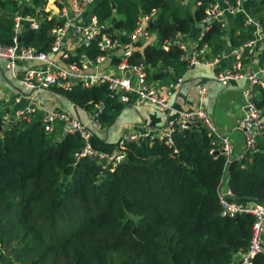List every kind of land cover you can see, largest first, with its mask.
<instances>
[{"label": "trees", "instance_id": "obj_1", "mask_svg": "<svg viewBox=\"0 0 264 264\" xmlns=\"http://www.w3.org/2000/svg\"><path fill=\"white\" fill-rule=\"evenodd\" d=\"M45 2L24 0L20 6L17 0H0V42L13 45L14 15L35 17L41 8L39 29L24 24L20 45L48 50L52 30L63 21L48 18ZM141 8L161 11L156 23L160 42L195 22L190 11L183 17L173 0H101L89 11L101 24L117 14L116 28L129 34ZM252 11L264 24V0H257ZM203 17L204 7L196 12L198 21ZM231 27L233 47L252 39L243 14L235 16ZM219 34L214 25L206 36L207 42L214 40L216 51L224 49ZM130 61L170 65L176 76L186 72L177 49L165 52L160 46L139 44ZM258 64L264 67V49ZM164 77L163 70L153 76ZM49 91L85 111L104 102L100 119L107 129L126 108L104 86ZM255 103L264 109V89L257 91ZM3 116L0 113V248L12 249L0 251V264H238L237 256L248 250L255 218L223 217L218 191L229 178L236 202L264 204V133L255 151L227 164L223 156L211 154L215 138L199 124L177 131L173 147L158 140L130 143L126 161L102 169L89 158L76 163L75 153L82 147L78 136L61 137L58 129L47 135L41 123L27 119L4 126ZM92 143L102 152L116 148L99 134ZM254 262L264 264V254Z\"/></svg>", "mask_w": 264, "mask_h": 264}, {"label": "built area", "instance_id": "obj_2", "mask_svg": "<svg viewBox=\"0 0 264 264\" xmlns=\"http://www.w3.org/2000/svg\"><path fill=\"white\" fill-rule=\"evenodd\" d=\"M17 1L20 6L24 3V0ZM98 1L101 0H46L45 10L50 14L51 10H58L57 14L63 20L62 26L52 30L54 40L46 51L20 45L18 35L21 34L24 22L29 24L31 29L38 30L40 20L31 16L16 15L14 43L8 46L0 42V59L7 62L8 70H15L20 62L37 63L36 67L29 68L22 74L23 85L29 91L52 88L70 91L76 87L91 90L104 86L108 89L110 97L125 107L149 103L168 111L169 118L159 132L150 127H146L142 132L127 130L122 133L116 148L110 153L97 150L92 143L93 136L101 135L105 128L100 119L104 102H100L92 111H86V122L67 112H51L48 119L41 123L45 134H52L58 129L61 137L78 136L82 140V147L75 153L76 163L89 158L101 165L102 169L116 167L126 161V147L130 143L158 140L173 147L174 134L177 131L195 129L199 124L204 125L209 135L215 138L216 146L211 150V154L223 156L227 164L235 159L242 161L245 153L256 150L264 133V109H260L255 103L257 91L264 89V67L255 63L259 60V45L264 43V24L260 16L249 8H252L257 0H178L191 12L195 22L191 21V27L187 31L178 30L163 42L157 38L159 30L156 29V23L160 14L158 9L146 12L141 8L134 30L127 34L116 28L115 21L119 19L117 14L101 24L98 17L90 13V7ZM202 7L204 17L198 21L196 12ZM238 14H243L245 25L252 28V39L240 47H233L230 42L234 31L231 24ZM214 25L220 28L219 36L224 46L221 51H216L214 40L206 41V36ZM109 29L112 31L107 33ZM121 34L125 36L123 43L119 44ZM68 39L73 40L72 47L76 48L75 52L68 49ZM156 41L157 45H154ZM139 44L160 46L165 52L177 49L180 51V61L187 69L210 68L213 70V78L223 86L227 87L241 80L247 82L243 91L244 115L236 121L231 130L233 133L241 132L244 136L245 147L242 154H236L234 140L211 122L202 101L207 95V88L203 84L197 85L201 103L196 108H178L175 100L184 85V76H176L174 80L167 82L156 80L153 78L155 73L161 70H165V74L167 71L174 73V68L131 63L130 60ZM222 62L226 64L222 65ZM26 112L33 114L35 109L21 111L15 119L30 121ZM15 119L6 114L2 123L7 126ZM218 196L223 217L234 219L243 214H250L255 218L251 243L238 263L255 264V258L264 254V204L236 202L225 182L219 188Z\"/></svg>", "mask_w": 264, "mask_h": 264}, {"label": "crops", "instance_id": "obj_3", "mask_svg": "<svg viewBox=\"0 0 264 264\" xmlns=\"http://www.w3.org/2000/svg\"><path fill=\"white\" fill-rule=\"evenodd\" d=\"M30 2V1H28ZM33 5V3H30ZM50 8V7H49ZM70 12L71 9L68 7ZM45 9V5H44ZM252 11V8H249ZM37 16L41 21V8L37 9ZM46 13H48L45 10ZM58 10H51L48 18H54L63 21L57 14ZM55 13V14H54ZM18 15V14H16ZM14 15V18L15 16ZM32 17V16H31ZM24 24H27L24 22ZM23 24V25H24ZM235 32L233 31V35ZM73 40L68 39V49L75 52L76 48L72 47ZM264 43L259 45L257 54L259 55L256 60L259 63L262 57ZM222 62V65H225ZM37 63L20 62L15 70H8L7 62L0 59V113L4 116L9 114L11 119L18 118L21 111H29L35 109V113L29 115V120L43 123L49 117V114L54 111L67 112L74 117H79L83 121L88 120V114L83 109H78L74 104L62 101L55 97L49 90L29 91L22 82V74L25 70L36 67ZM170 65H167L169 67ZM172 67V66H171ZM165 72V70H164ZM184 85L179 92V97L175 100V105L180 109H194L200 103V94L197 89L198 84H203L207 88V95L202 99L205 110L209 117L213 119L214 125L225 134H228L235 143V152L240 155L244 152L245 140L241 132L230 135L228 132L229 122L231 124L244 115V97L243 91L247 87L246 81L233 82L229 86H223L213 78V70L205 67L186 68L184 73ZM176 77L174 73L166 72L165 77L162 79L167 82L174 80ZM240 99V104L237 100ZM235 105V107H231ZM169 118V112L149 103H143L137 107H126L125 110L119 115L115 124L110 128H104L101 133L103 138L110 142L117 143L122 133L127 130L144 131L146 127L152 128L155 132H159L166 124ZM211 120V119H210ZM236 133V132H235ZM262 246L264 249V232L262 235ZM242 254L237 256L236 262H240Z\"/></svg>", "mask_w": 264, "mask_h": 264}, {"label": "rangeland", "instance_id": "obj_4", "mask_svg": "<svg viewBox=\"0 0 264 264\" xmlns=\"http://www.w3.org/2000/svg\"><path fill=\"white\" fill-rule=\"evenodd\" d=\"M175 4H176V6L180 9V11H181V13H182V16L183 17H187L188 16V14H187V12L186 11H188L187 10V8H185V7H183L182 5H181V3H180V1H178V0H176L175 1ZM159 40V39H158ZM154 45H157V41L156 42H154ZM237 102H238V104H240V99H238L237 100ZM231 107H235V105H231ZM210 119H211V122L213 123V119L210 117ZM214 124V123H213ZM235 122L233 123V124H231V121L229 122V129H228V132H230L232 129H233V127L235 126ZM236 134H239V132H236V133H230V135H233V138H234V136L236 135ZM17 245V243H15V244H13V246H16ZM12 249V246H10V247H1L0 248V251H1V254H7L10 250Z\"/></svg>", "mask_w": 264, "mask_h": 264}, {"label": "water", "instance_id": "obj_5", "mask_svg": "<svg viewBox=\"0 0 264 264\" xmlns=\"http://www.w3.org/2000/svg\"><path fill=\"white\" fill-rule=\"evenodd\" d=\"M115 8V7H114ZM161 13V11H160ZM112 31V29H109L107 30V33H110ZM157 34H158V31H157ZM125 34H121L119 36V44H122L123 43V38H124ZM18 42H20V34L18 35ZM4 129L1 127L0 128V133L3 132ZM229 185V178H227L226 182H225V186H228Z\"/></svg>", "mask_w": 264, "mask_h": 264}]
</instances>
